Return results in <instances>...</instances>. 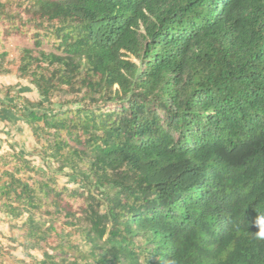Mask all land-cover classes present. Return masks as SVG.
Segmentation results:
<instances>
[{
    "label": "trees",
    "instance_id": "trees-1",
    "mask_svg": "<svg viewBox=\"0 0 264 264\" xmlns=\"http://www.w3.org/2000/svg\"><path fill=\"white\" fill-rule=\"evenodd\" d=\"M0 75L43 163L0 153L34 264H264V0H0Z\"/></svg>",
    "mask_w": 264,
    "mask_h": 264
},
{
    "label": "rangeland",
    "instance_id": "rangeland-1",
    "mask_svg": "<svg viewBox=\"0 0 264 264\" xmlns=\"http://www.w3.org/2000/svg\"><path fill=\"white\" fill-rule=\"evenodd\" d=\"M4 49L8 52V60H11L9 67L14 70L17 65V49L19 47H31L32 44L29 41L22 40L15 37H9L3 41ZM22 85L26 84L24 80L20 81ZM18 83V87L21 86ZM0 94H2L0 92ZM21 95L28 97V99L33 100L36 99V96L32 92L21 93ZM17 126H21L20 129L18 127V132L13 133V137L9 138L10 142L7 143L6 148L9 151H21L24 152L29 159L33 161L37 166H42L43 163L38 157H34L29 155L30 151L34 149L32 143H34L33 138L30 133V130L25 124L22 122H18ZM22 128V129H21ZM21 130V131H20ZM10 145H13L14 148L12 150L9 148ZM57 180L59 185H66L69 188L75 187V184L69 182L68 176L60 174L57 176ZM19 221L12 220L9 217H5L0 215V264H34V258L39 259L41 256L39 252L35 250H30V254L33 257H30L25 254L22 250L20 244L11 240L13 235L17 236V239L20 240V231L17 229V225H19Z\"/></svg>",
    "mask_w": 264,
    "mask_h": 264
},
{
    "label": "crops",
    "instance_id": "crops-1",
    "mask_svg": "<svg viewBox=\"0 0 264 264\" xmlns=\"http://www.w3.org/2000/svg\"><path fill=\"white\" fill-rule=\"evenodd\" d=\"M16 83L17 80L13 75H0V88L8 84L15 85ZM0 99H2L1 94ZM18 122L22 123V121L18 119L17 112H14L12 109H2L0 106V153L8 150L6 146L7 143L10 142L9 138H12L14 131L18 132V127L19 129L21 127L17 126Z\"/></svg>",
    "mask_w": 264,
    "mask_h": 264
},
{
    "label": "clouds",
    "instance_id": "clouds-1",
    "mask_svg": "<svg viewBox=\"0 0 264 264\" xmlns=\"http://www.w3.org/2000/svg\"><path fill=\"white\" fill-rule=\"evenodd\" d=\"M251 223L257 229L254 231V238L264 241V214L257 215ZM170 264H175V261L170 262Z\"/></svg>",
    "mask_w": 264,
    "mask_h": 264
}]
</instances>
